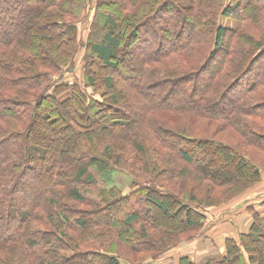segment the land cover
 <instances>
[{
  "label": "trees",
  "instance_id": "1",
  "mask_svg": "<svg viewBox=\"0 0 264 264\" xmlns=\"http://www.w3.org/2000/svg\"><path fill=\"white\" fill-rule=\"evenodd\" d=\"M239 1L233 8L223 0H125L116 9L107 0H0V264H141L177 248L170 236L201 234L207 213L222 215V205L242 204L254 186L264 187V159L250 156H264V0ZM90 2L94 25L79 41L76 14ZM160 17L168 20L158 27ZM142 26L155 50L122 74L125 92L117 90L128 108L111 79L104 80L108 104H93L87 66L115 69L134 60L126 49ZM159 87L171 90L156 102ZM145 115L156 122L153 140L139 139ZM51 130L59 132L55 139ZM194 152L206 162L204 172ZM118 162L127 163L137 188L128 197L114 185L101 189L104 176L110 179L106 168L116 171ZM96 164L98 177L89 170ZM28 175L37 190L25 188ZM92 187L95 202L83 194ZM64 199L79 207H61ZM126 203L146 208L121 213ZM54 204L61 209L52 211ZM248 209L247 233L238 242L225 239L221 260L200 264H244L242 249L248 264H264V214Z\"/></svg>",
  "mask_w": 264,
  "mask_h": 264
},
{
  "label": "rangeland",
  "instance_id": "2",
  "mask_svg": "<svg viewBox=\"0 0 264 264\" xmlns=\"http://www.w3.org/2000/svg\"><path fill=\"white\" fill-rule=\"evenodd\" d=\"M107 1H112L110 4L114 7V8H116V9H119L121 6H122V4H124V1L125 0H107ZM240 1L239 0H223V4L225 5V6H227V5H230V6H232L233 8L234 7H236L237 5H238V3H239ZM92 4H93V2H90L89 4H88V6L87 7H85L84 8V10L83 11H78V13L76 14L77 16H76V35H77V39L79 40V41H85V38H87V34L89 33V30H90V28L92 29V27H93V25H94V20H93V18H94V10H92V8H91V6H92ZM128 9L129 10H131V8L128 6ZM124 11H125V8H124ZM9 14H10V12H8ZM81 13V14H80ZM7 16H8V14H7ZM161 19H160V22H158V24H157V26L159 27L160 25H164V24H166L167 23V20H168V18H165V17H160ZM171 18V17H170ZM102 23L104 22V20H103V18H100L99 19ZM233 21H224L223 23H222V25L223 26H225V27H229V28H232V29H234L235 28V23H232ZM148 27L150 28V30L152 29V30H154L155 28H153L151 25H148ZM245 27H247V26H243V28H245ZM178 28H179V26H178ZM144 26H142L140 29H139V31H137V33L139 34V39H136V40H133V41H131V42H129V44H131V46H130V48H128V49H126V53H129V52H132V54H133V52H134V56L132 57L134 60H131V58L129 57L128 59H127V61H125L126 63H124V62H122V63H120V65H119V67H117V68H115V69H112V68H107L103 63H101V62H97L98 64H94V65H89V66H87V69H88V72H90V70H91V76H93V78H95V87L93 88V87H91V86H89V85H87L86 86V88H85V92H87V94H88V98H91L90 100L93 102V104L95 103V102H97V103H103V104H108V101H107V98L104 96L105 94H104V92L106 93V91H104V80L105 79H111L112 80V82H113V85L114 86H116L115 87V91H117V95H118V98H119V102H121V104L122 105H125L127 108H128V106L129 105H127L126 103H124V101H125V94H124V98H123V96H121V92H119L118 90H120V91H124V90H122V88L124 87V83H125V79H126V77H124V76H122V74H129V72H132V67L131 66H128L129 64H132L133 65V62L132 61H137L138 63H139V60H142L143 59V57H145V56H147V55H150L151 53H153L154 52V50L155 49H150L148 46H147V44H146V42H145V40H146V38H147V40L148 39H153V35L152 34H150L149 32H147V33H145V31H144ZM247 29L248 30H252L253 31V29L252 28H250V26H248L247 27ZM260 31H261V29H260ZM2 32V31H1ZM0 32V33H1ZM158 32L159 33H161V36L162 37H164V33L162 32V30L160 29V30H158ZM174 32V31H173ZM257 33H259V31H253V34L254 35H256ZM254 35H252V36H254ZM174 39H176L175 41L177 42V40H180V39H177V38H174ZM184 38H182L181 40H183ZM154 41H157V38H156V40H154ZM183 42V41H182ZM178 43V42H177ZM181 43V42H180ZM170 44L166 41V43H165V48L166 49H168V48H171V45H172V43H171V45L169 46ZM85 52H83L82 50H80L79 51V55H83ZM54 58V57H53ZM77 65H79V70L81 69V66H82V64H81V62L79 63V64H77ZM89 68H90V70H89ZM65 69V68H64ZM63 69V70H64ZM89 75V74H88ZM67 78H71V76L70 77H68V76H66ZM122 77H123V80H122ZM80 78V77H79ZM56 80V78H53V80ZM122 82H124V83H122ZM171 87H168V90H171L170 89ZM180 86L178 85V84H174V85H172V89H174L175 91H180ZM118 89V90H117ZM164 89H166L165 87L164 88H161L160 89V87L157 89L158 91L156 92V97H155V101L156 102H159V100L161 99V97L163 96V94L165 95L166 93H167V91L168 90H164ZM125 92V91H124ZM166 92V93H165ZM103 94V95H102ZM107 95V94H106ZM105 98H104V97ZM118 107V110H116V112L117 113H126V110H122V108L121 107H119V106H117ZM134 110L135 109H132V110H130V112L128 113L127 112V114L128 115H130V113H134ZM151 113H155V112H151ZM155 114H157V113H155ZM147 115V114H146ZM146 115H145V117L143 118V117H141V118H139L140 120V124L142 125L140 128V130H138V133H140V135H139V139L140 138H142L143 136L145 137L146 136V138H150V140L152 139L153 140V138H155L153 135H154V126L153 125H155V123L156 122H153V121H155V119H152L151 117H146ZM128 119V118H127ZM128 120H130V119H128ZM63 124H61V127L63 128ZM62 128H61V134H63L64 132L62 131ZM48 138H50V139H55L57 136H58V134H59V132L56 130V133H55V131H53V130H51L50 131V133L48 132ZM136 141H138V140H136ZM50 142H53V140H50ZM150 142V141H149ZM134 143V142H133ZM124 148V147H123ZM149 149V148H148ZM149 151H150V149H149ZM250 156H251V158H254L257 162H259V163H261V160L262 159H264V156L261 154L260 156H258V155H255L254 153H252V151L250 150ZM193 158H194V160H196V163L198 164V166H200L199 164H202L203 162H202V160H200V154L199 153H196V152H194V154H193ZM113 161V160H112ZM114 162V161H113ZM48 163H49V161H47L46 163H45V165H48ZM51 163V162H50ZM119 163V162H118ZM118 163H116L114 166L116 167V171L115 170H110V168L108 169V168H106V170H107V173H108V175H109V177H110V179H109V182L106 180L107 179V174H106V176H104V177H106V179H105V186H103V187H101V189H103L104 187H106V184H107V188H109V186L110 185H114V186H116L119 190H120V192L122 191V197H128V195L129 194H131V193H133V191H136V187H134V188H132L131 187V184H132V181H131V177H130V175H129V173H128V171H126V168H124L123 166H126V164L127 163H124L121 167H123L124 169L122 170V168L120 167V163L118 164ZM219 163V162H218ZM218 163L217 162H215L214 163V165L211 167L210 166V169L211 168H217V166H218ZM76 164V163H75ZM206 162H204L203 163V172H204V170H206ZM97 167H99L98 166V164H96V165H94V166H91L90 167V171H91V173H92V175L94 176V177H98V168ZM111 167V166H110ZM205 167V168H204ZM110 171H111V173H110ZM115 171V172H114ZM210 171V170H209ZM212 172V171H211ZM36 173L38 174V172L36 171ZM110 173V174H109ZM210 173V172H209ZM100 174H102V173H100ZM132 174V173H131ZM47 175V174H46ZM129 175V176H128ZM223 174H219L218 173V179H223ZM99 177H100V175H99ZM264 178V176L262 177V179ZM37 179L36 178H34V176L33 175H28L27 177H25L24 179H23V183L25 184V188L27 187V188H32V189H38L37 188V186H34V185H32V183H33V181H35V185H37V181H36ZM100 180L102 181V179H101V177H100ZM135 180H137V181H140V179H137V178H135ZM206 184H209V186L211 185V183H207L206 182ZM32 185V186H31ZM263 185H264V180H263ZM64 185H62V187H63ZM73 186H75L77 189H78V187L79 186H82L81 184H75V185H73ZM73 186H72V188H73ZM98 187H100V186H98ZM80 189V188H79ZM217 189V188H216ZM252 189H256V190H253L249 195H247V197H249L250 199L252 198V199H254V200H258V201H262V200H264V187H261V188H257V187H253ZM61 190H64L63 188H61V189H59V191H61ZM170 190H172V187H171V189ZM173 191V190H172ZM177 191V190H176ZM175 191V192H176ZM29 192H31L30 191V189H29ZM84 193V195H86L85 196V198H86V200L87 201H91V202H95V201H97V192H96V187H92L91 189H90V192L89 193H87V192H85V191H83ZM120 192H118V194L120 193ZM216 193L215 194H213L214 195V197H219V194H220V192L219 191H215ZM121 194V193H120ZM246 195V191L242 194V198L244 197ZM237 199H239L238 197H237ZM251 199V201H253ZM239 201V200H238ZM251 201L249 200L248 201V199L246 198V199H242V208L240 209V213H239V215L240 214H242L243 213V217L242 218H240L239 220H238V222H237V224L239 223V224H242V226H243V224L245 223V222H247L248 221V216L246 215V212H249L251 209H248V207H252V212H254V211H258V212H260L261 214H264V209H259L257 206H255L253 203H251ZM232 202H229V203H226V204H224V205H222V206H224V209L226 210L225 211V213H224V215L222 214V215H215V214H213V213H207V217H210V218H212V219H214V220H206L205 222H203V224H201V226H200V230L202 231L203 229H205L206 227H210L211 225H216L215 227H214V230L215 231H217V233L219 232H221L220 231V229H222V228H224V229H226L228 226L227 225H225L224 224V222H220L218 219L219 218H222V217H224V218H226L227 216H225L226 214H228L231 210H233V208L234 207H236L238 204H239V202L238 203H233V204H231ZM228 204V205H227ZM59 205L62 207H65V209H69V210H73V211H76V209H74V208H76V207H79L78 206V204L77 203H74V201H70V199H64V200H61V201H59ZM58 204H56V206H55V204L54 205H52V206H50V208L52 209V211H54V210H56L57 209V207L59 208V209H61V207L59 206ZM139 205V206H138ZM136 207H132L133 209H131V204L130 203H126V204H124V208L123 207H120V209H119V211L121 212V213H127V212H129V211H133V210H135V209H140V207H145V205L144 204H138ZM226 205V206H225ZM259 205V207H263L264 206V204L262 203V205H260V204H258ZM192 206V205H191ZM193 207V206H192ZM146 208V207H145ZM207 209H209L210 211H213V208H207ZM140 214V217L143 219V220H148V219H145L144 217V213L143 212H139ZM250 213L251 212H249V214L248 215H250ZM252 218V216L250 215V219ZM120 219V218H119ZM253 220V219H252ZM120 221H122L121 219H120ZM142 221V220H141ZM225 221V220H224ZM218 222H220V224L218 223ZM119 223H121V222H119ZM36 227L37 228H39V226L38 225H36ZM235 227H237V225L235 226ZM244 227H245V225H244ZM45 230V229H44ZM47 232V231H46ZM48 233H49V230H48V232L45 234V235H48ZM151 234H154V236H160L159 235V233H154V232H151ZM195 234V235H194ZM193 235V236H192ZM196 236H198V235H196V232H189V233H187V234H183V235H181V236H178L177 237V239H173L175 236L174 235H172V236H170V243L172 244V245H176L177 244V246L179 247V245L180 244H183V243H186V242H181L180 240H182V241H184V239H187V238H189V239H191L190 237H196ZM221 236H223L222 234H221ZM235 237V240L238 242L239 241V236H236V235H234ZM156 237V238H157ZM178 241H179V243H178ZM209 241L207 240L206 241V243H208ZM224 242H225V239L223 240V242L221 243V242H217V245L218 246H225L224 245ZM206 243H204V244H206ZM220 243H221V245H220ZM258 244H260L259 246H262V249H263V247H264V244H263V238L260 240V242L258 243ZM167 249H170V248H166V249H163V250H167ZM168 251V250H167ZM154 254V253H153ZM151 255V254H150ZM161 256V255H160ZM213 256H215V255H213ZM144 257V256H143ZM143 257H142V259H143ZM150 257V256H149ZM148 257V258H149ZM161 257H163V254H162V256ZM145 258V257H144ZM148 258H145V259H143V260H145L144 262H142L141 264H149V261H154L155 259H158V258H160V257H157V258H155V259H152V258H149V260H147ZM215 258L217 259V260H221L220 258H221V256H215ZM232 258V257H231ZM231 258H229V259H231ZM248 258V256H247V254H246V252L242 249V251H241V259H243V262H244V264H248L249 263V260L247 259ZM232 260V259H231ZM230 260V261H231ZM238 259H233V264H235V262L237 261ZM137 262H139V261H137ZM123 264H128V263H125L124 261L122 262ZM140 263V262H139ZM232 264V263H231Z\"/></svg>",
  "mask_w": 264,
  "mask_h": 264
},
{
  "label": "crops",
  "instance_id": "3",
  "mask_svg": "<svg viewBox=\"0 0 264 264\" xmlns=\"http://www.w3.org/2000/svg\"><path fill=\"white\" fill-rule=\"evenodd\" d=\"M248 201L251 199L247 197ZM251 201L255 206H257L259 209H264L263 207H259L258 204L262 205L264 204V200L258 201L254 200ZM242 204L239 203L236 207L233 208L228 214L226 218L229 219L228 222L224 223L228 227L226 229L222 228L220 231H222L221 234H217V231L214 232V230L211 227H206L201 231V234H199L195 239L191 240V242H186L183 244H180L179 247L171 249L166 251L163 254V257H160L158 259H155L154 261H149V264H179V259L181 257L188 258L189 261H193L196 264H200L206 260V258L213 257L215 256H221L223 258L225 256V247L223 246H218L217 242H223L224 239L226 238H232L234 239V235L239 236L241 234H245L248 231V226H249V219L250 215L249 213L246 212V215L248 216V221L245 222L242 226V224H237L238 220L242 218L243 213L239 215L241 212L240 209L242 208ZM226 210H223V215ZM240 217V218H239ZM224 217L219 218V221H222ZM209 220H214L210 217L207 219ZM220 223V222H218ZM237 225V227H235ZM245 225V227H244ZM209 241L206 243V241ZM206 243V244H204ZM220 243V245H221ZM215 255V256H213ZM220 258V259H221Z\"/></svg>",
  "mask_w": 264,
  "mask_h": 264
}]
</instances>
